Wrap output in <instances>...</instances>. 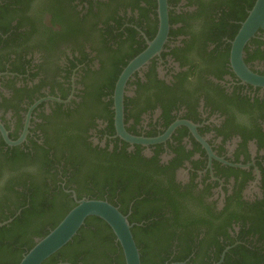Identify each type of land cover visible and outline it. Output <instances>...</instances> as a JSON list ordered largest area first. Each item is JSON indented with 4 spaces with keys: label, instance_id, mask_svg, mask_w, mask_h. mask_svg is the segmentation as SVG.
<instances>
[{
    "label": "flooded vegetation",
    "instance_id": "af4514ba",
    "mask_svg": "<svg viewBox=\"0 0 264 264\" xmlns=\"http://www.w3.org/2000/svg\"><path fill=\"white\" fill-rule=\"evenodd\" d=\"M228 1L166 0L164 42L118 90L157 0H0V230L22 232L0 258L102 200L152 262L264 264V28L233 58L254 4L234 20ZM89 227L67 255L113 264L114 234Z\"/></svg>",
    "mask_w": 264,
    "mask_h": 264
},
{
    "label": "water",
    "instance_id": "95a60500",
    "mask_svg": "<svg viewBox=\"0 0 264 264\" xmlns=\"http://www.w3.org/2000/svg\"><path fill=\"white\" fill-rule=\"evenodd\" d=\"M158 1V14L160 27L153 43L149 49L137 57L123 72L119 82L118 90L128 73L141 63L147 61L156 48H160L164 42L167 31L166 0ZM258 28H264V0H256L249 11L246 20L242 23L238 34L233 42L232 57L236 58L241 54L242 47ZM252 80H264L251 77ZM89 217H96L102 220L111 229L116 241L121 248L125 264H141L139 251L134 242L131 225L127 218L117 208L102 200H80L64 216V218L43 238L37 240L34 246L22 257L18 264H42L65 245H67L77 234ZM170 264H187L176 262Z\"/></svg>",
    "mask_w": 264,
    "mask_h": 264
},
{
    "label": "trees",
    "instance_id": "16d2710c",
    "mask_svg": "<svg viewBox=\"0 0 264 264\" xmlns=\"http://www.w3.org/2000/svg\"><path fill=\"white\" fill-rule=\"evenodd\" d=\"M242 0H229L228 2L229 3H231L232 5H235V6H232V7H230V9H229V11L228 12H224V14L225 15H228V16H232L233 14H234V16L231 18V19H233L234 17H235V19L234 20H237V19H239V10H238V8L239 7H237L238 6V4L241 2ZM244 1H247V3H248V5L250 6V7H252V5L254 4V1L255 0H244ZM240 5V4H239ZM234 12H236V13H234ZM241 19V18H240ZM99 199V198H98ZM27 212V208L23 211V214L24 213H26ZM64 215V214H63ZM60 222V220L59 221H57L53 226H52V228L51 229H53V228H55L57 225H58V223ZM86 223H84V225L81 227V229H80V231H79V233L80 234H82L84 231H85V228L87 227H89V226H95L98 230H106V232L108 233V236L110 237V235H111V233H110V231H111V229L107 226V224H105L102 220H100V219H97V218H89V219H87L86 221H85ZM105 227V228H104ZM89 229H90V227H89ZM87 230L85 233H83V234H85V235H88V236H92V238L94 239L95 237L93 236V233H95V230L96 229H94L93 231H91V230ZM4 231H6V229H1L0 230V251H1V249L3 248V247H10V246H12V245H14L15 243H16V238L19 236V235H21L22 234V232H20L17 228H15V227H12L11 229H10V233L8 234V235H5L4 234ZM132 231V230H131ZM50 231H48V232H46V233H44V234H42V235H40L39 236V239H41V238H43L45 235H47L48 233H49ZM112 232V231H111ZM79 233H78V235H79ZM135 234H136V232L133 230V237H134V240L136 241V247H137V249H138V251H139V255H140V262H141V264H159L158 263V261H155V262H152L151 261V259H149V256H148V251H147V246L145 245V246H143L144 244H145V241H140V240H137V238H136V236H135ZM113 235V234H112ZM113 237H114V235H113ZM77 238L78 237H75L71 242H69L67 245H65L61 250H59L57 253H55L53 256H51L48 260H46L43 264H47L48 262L49 263H51V264H53V263H55L58 259H60V258H68V261H70V262H72V264H75L76 262H78V261H76V256L74 255V257H70V256H68L67 255V253H66V250L68 249V248H71V247H73L74 245H76V243H77ZM35 244V243H34ZM34 244H32L26 251H25V253H24V255L34 246ZM143 244V245H142ZM119 248H120V246H119ZM121 249V248H120ZM117 250H118V252H119V254H117ZM114 253L116 254V257L117 258H115V260L113 259L112 261V263L113 264H123V262H124V258H122V259H119L118 257H122V254H121V252H120V250L119 249H114ZM23 255V256H24ZM23 256H21L17 261H14V262H12V263H7L6 261H4L2 258H0V264H18L19 262H20V260L22 259V257ZM180 259L181 260H183V257H181V258H177V260H179L180 261ZM124 264H125V262H124Z\"/></svg>",
    "mask_w": 264,
    "mask_h": 264
}]
</instances>
